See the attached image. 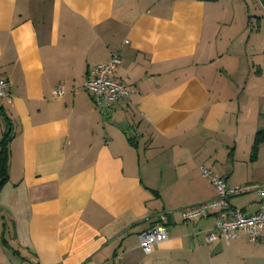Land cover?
<instances>
[{
  "label": "crops",
  "instance_id": "0c3cea01",
  "mask_svg": "<svg viewBox=\"0 0 264 264\" xmlns=\"http://www.w3.org/2000/svg\"><path fill=\"white\" fill-rule=\"evenodd\" d=\"M250 1L0 0V264H264V242L207 240L214 215L181 216L216 194L201 164L264 184V0ZM112 53L130 93L103 112L84 82ZM229 203L262 206L253 189ZM162 213L167 238L145 253Z\"/></svg>",
  "mask_w": 264,
  "mask_h": 264
},
{
  "label": "built area",
  "instance_id": "2783aa9c",
  "mask_svg": "<svg viewBox=\"0 0 264 264\" xmlns=\"http://www.w3.org/2000/svg\"><path fill=\"white\" fill-rule=\"evenodd\" d=\"M120 62V56L112 53L107 61L96 63L87 69L84 88L91 96L94 107L100 111L104 112L116 101L129 96L130 87L116 75ZM60 91V86H57L55 93L59 94ZM11 100L10 82L7 78L0 77V103H9ZM199 168L201 174L213 184L216 194L211 199L185 206L181 211L182 218L196 221L210 214L214 215V225L206 235L207 240L219 237L229 240L241 230L250 241L264 242V184L228 185L211 167L201 164ZM250 189L255 190L262 201L258 210L249 213L230 205L231 196ZM165 221L166 216L162 213L157 221L139 233V244L145 253H150L155 244L167 238Z\"/></svg>",
  "mask_w": 264,
  "mask_h": 264
},
{
  "label": "trees",
  "instance_id": "16d2710c",
  "mask_svg": "<svg viewBox=\"0 0 264 264\" xmlns=\"http://www.w3.org/2000/svg\"><path fill=\"white\" fill-rule=\"evenodd\" d=\"M3 104L0 103V112L3 113ZM5 118V129L3 131L0 141V189L2 185L8 180V161H9V142L11 140V122L8 116ZM260 140L259 133L255 137V143Z\"/></svg>",
  "mask_w": 264,
  "mask_h": 264
},
{
  "label": "rangeland",
  "instance_id": "374dc122",
  "mask_svg": "<svg viewBox=\"0 0 264 264\" xmlns=\"http://www.w3.org/2000/svg\"><path fill=\"white\" fill-rule=\"evenodd\" d=\"M233 3H231L232 5ZM249 6H250V10L251 12H253V9H254V4H253V1L251 0L250 3H249ZM237 8V7H236Z\"/></svg>",
  "mask_w": 264,
  "mask_h": 264
}]
</instances>
